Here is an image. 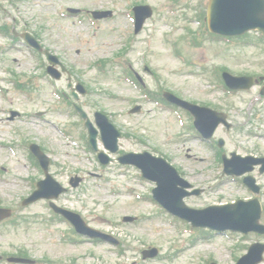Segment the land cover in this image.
I'll return each instance as SVG.
<instances>
[{
  "label": "rangeland",
  "instance_id": "1",
  "mask_svg": "<svg viewBox=\"0 0 264 264\" xmlns=\"http://www.w3.org/2000/svg\"><path fill=\"white\" fill-rule=\"evenodd\" d=\"M208 1L181 0L179 5L172 0H21L14 5L1 2L5 10L0 12V26L8 22L16 32H24L26 28L39 34L42 46L59 55L68 73L60 80L53 79L46 72L49 63L44 53L38 54L30 46L20 47V41L0 52V78L11 76L9 81H0L8 91L7 99L0 93V117H3L0 119V142L5 143L4 147L0 146V204L12 206L15 214L24 215L28 220L23 225L6 221L0 226V252L16 253L21 248L32 258H48L62 264H73V260L77 264H203L201 252L206 254L212 250L219 264H234L246 253L244 246L259 239L253 233L239 242L215 236L205 241L206 245L198 244L181 252L189 262L166 260L165 254L177 249L175 242L180 238V225L184 223L172 221L166 213H158L157 206L143 198L155 184L139 178L136 168L119 163L117 154L112 155L115 159L111 165L104 166L96 152L89 147L87 152L85 139L81 137L83 123L75 124L79 115L72 116L69 110H73V105L64 104L57 96L65 93L68 99H73L68 85L70 76L74 84L80 82L88 87L85 95H79L77 103L89 113L93 123L94 112L102 110L120 130L127 132L129 136L120 140L121 150H149L157 154L155 150L159 149L193 185L205 188L202 195L187 200L190 204L203 206L235 197L250 198L243 185L233 184L221 175L215 150H219L217 143L214 148L213 143L201 142L192 135L188 137L175 110L147 99L126 82L124 72L121 78L120 59L143 75L144 87L152 93L162 97L165 90L172 91L226 112L237 130L220 126L215 138L225 141L223 149L227 154L236 151L235 139L243 146L239 151L242 154L246 150L253 151L254 155H259L258 150L264 152V96L259 98L260 86H254L249 92L229 94L215 77V67L220 65L234 73H255L264 83V42L228 44L220 39L212 42L207 36L202 46H191L189 37L192 34L185 28L188 24L185 14L193 15L194 8L206 9ZM136 2L154 8L153 17L139 34H135L134 25L126 15L127 8ZM186 2L192 9L180 10L178 6ZM69 6L83 10L110 9L114 15L93 24L86 17H63L62 11ZM171 7L179 10L177 15L172 14ZM173 24L182 27L171 32ZM178 41H181L182 54L197 61L198 65L180 59L173 45ZM7 42L1 34L0 43ZM123 50L125 53L118 55ZM144 53L147 54L146 64L141 57ZM105 59L111 63L103 71L95 63ZM13 73L27 85L26 91L19 93L11 88ZM252 101H255L253 106ZM136 105L142 109L132 113L130 110ZM11 110H18L21 115L11 120ZM250 124L263 133L262 137L244 135L243 128ZM31 143L39 144L51 157V175L71 187L56 203L79 212L92 226L113 232L126 249L124 255L120 256L118 245L112 243H76L64 239L60 228L66 225L48 221L52 213L46 199L22 205L23 199L33 191L34 178L45 176L30 159ZM98 147L105 151L101 140ZM258 176L264 192V176ZM73 177L80 178L76 188L70 185ZM125 215L137 216V219L125 222ZM178 244L182 245L183 240ZM152 245L160 246L162 255L143 259L142 250Z\"/></svg>",
  "mask_w": 264,
  "mask_h": 264
}]
</instances>
